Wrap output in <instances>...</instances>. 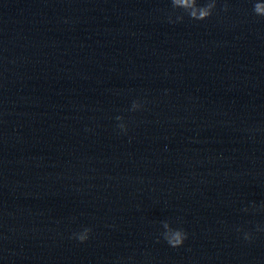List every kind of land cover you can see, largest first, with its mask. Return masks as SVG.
Wrapping results in <instances>:
<instances>
[{
  "label": "clouds",
  "instance_id": "obj_1",
  "mask_svg": "<svg viewBox=\"0 0 264 264\" xmlns=\"http://www.w3.org/2000/svg\"><path fill=\"white\" fill-rule=\"evenodd\" d=\"M170 3L174 12L179 11L182 14L176 16V21H172L170 14L169 22L182 21L184 19V15H187L191 20L204 21L210 18L217 8V0H205L204 3H200V0H170ZM224 10H227L226 4ZM252 11L256 16L264 18V2L255 0ZM140 107L141 105L138 102H134L132 110L135 111ZM116 119L118 121H122L123 117L117 116ZM117 127L123 132L127 131L126 125L122 122L118 124ZM251 208L255 211L257 210V205L253 202ZM260 208L264 209V204H262ZM243 211L247 212L249 211V208H245ZM162 226L164 229V232L162 233L163 239L172 248L181 247L184 244V241L188 238V234L184 229L173 228L167 221L162 222ZM257 230L259 231L260 229L258 228ZM237 231H242V229L238 228ZM90 232L91 228L85 227L82 232L75 233L73 238L83 243L88 239ZM244 239L251 240L252 234L250 232H244Z\"/></svg>",
  "mask_w": 264,
  "mask_h": 264
}]
</instances>
